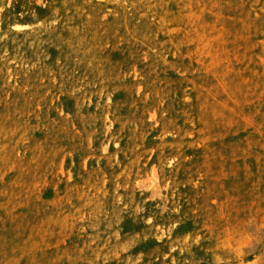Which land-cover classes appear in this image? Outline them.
Instances as JSON below:
<instances>
[{"label":"rangeland","instance_id":"obj_1","mask_svg":"<svg viewBox=\"0 0 264 264\" xmlns=\"http://www.w3.org/2000/svg\"><path fill=\"white\" fill-rule=\"evenodd\" d=\"M0 264H264V0H0Z\"/></svg>","mask_w":264,"mask_h":264}]
</instances>
